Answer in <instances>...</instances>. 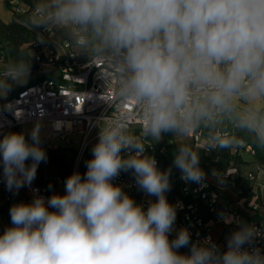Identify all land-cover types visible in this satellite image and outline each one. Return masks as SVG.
Returning <instances> with one entry per match:
<instances>
[{"label":"clouds","instance_id":"9594fccd","mask_svg":"<svg viewBox=\"0 0 264 264\" xmlns=\"http://www.w3.org/2000/svg\"><path fill=\"white\" fill-rule=\"evenodd\" d=\"M27 22L39 43L60 33L90 66L100 65L97 76L112 92L99 98L112 111L96 121L98 141L83 178L74 172L65 194L10 207L0 264H264L255 246L260 230L244 221H236L224 250L210 237L192 242L186 228L169 239L181 205L165 195L171 168L161 171L144 143L172 134L173 166L202 187L207 175L193 135L203 136L208 152L244 139L264 150V0H36ZM30 60L19 56L0 69V97L27 83ZM41 143L39 122L28 138H0V177L9 191L31 186L47 160ZM121 172L156 197L147 210L113 183ZM211 175L221 184L227 178Z\"/></svg>","mask_w":264,"mask_h":264},{"label":"built area","instance_id":"2783aa9c","mask_svg":"<svg viewBox=\"0 0 264 264\" xmlns=\"http://www.w3.org/2000/svg\"><path fill=\"white\" fill-rule=\"evenodd\" d=\"M16 3L9 2L10 6ZM19 11H22L20 9ZM32 14V13H31ZM50 34H45L48 45L41 43L40 50L35 55L36 79L20 87L0 104V138L10 131L15 130L23 124H47L50 127V135L46 141L49 149L67 151L69 154V172L67 177L74 172H79L81 177L86 173V161L92 158V147L98 141L99 128L96 121L103 115L109 114L112 109L100 100L103 92L110 96L112 89L105 87L102 79L98 78L97 71H104L99 64L90 66L86 55H78V49L74 48L67 39H63L54 45ZM0 43V49H1ZM95 63V61H92ZM12 105L11 110L5 108ZM21 113L17 119L15 113ZM55 122H60L61 127L56 130ZM133 132L140 134L139 120L133 122ZM194 146L201 142L199 134L193 135ZM145 152L150 155L154 152L167 153L165 146H158L154 142L144 141ZM241 145V143L239 144ZM249 150V147L246 148ZM126 155V154H125ZM258 175L264 168L256 167ZM226 181L218 186L208 180L206 186L196 183H186L179 175V196L166 197L169 203L181 205L177 207V218L174 231L169 239H174L176 232L186 228L191 233L192 242L203 241L205 238L211 240L224 250L227 237L237 228L236 221H244L256 226L260 234L256 238L255 246L264 253V182L259 183L252 172H247L245 180L249 183L254 196L251 201L239 199L240 192L234 191V179L241 177L236 168H229L225 173ZM65 179H61L65 192ZM114 184L122 186L123 190L131 196L137 204L147 210L150 201L156 197H150L139 190L131 172H121L114 179ZM222 186V187H220ZM27 196L23 198L24 203H30L35 195L48 197L44 185L31 184L26 186ZM223 188L233 194L234 203L228 210L217 215L215 213L217 198L224 196ZM33 190H37L34 192ZM10 191L0 177V208L11 202ZM222 214L232 217V222L225 223ZM221 224L220 237H213L211 229L215 224ZM181 254H188L189 248L179 249Z\"/></svg>","mask_w":264,"mask_h":264},{"label":"trees","instance_id":"16d2710c","mask_svg":"<svg viewBox=\"0 0 264 264\" xmlns=\"http://www.w3.org/2000/svg\"><path fill=\"white\" fill-rule=\"evenodd\" d=\"M10 1L11 0H6V6L12 12V20L9 24L4 25L5 35L0 42L2 44L0 49V63L4 67L17 57L23 56L25 59H31L30 73H34L36 70L35 55L40 50L42 44L37 41V33L32 30L27 21L33 11L36 0H15L16 3L13 6H10ZM20 9H22V11H19ZM44 43L47 45L49 43L46 38ZM6 98L1 99L0 104ZM200 138V144L193 148L194 150H199L200 167L205 171L206 175L217 182L211 175L213 170L225 174L229 168H236L241 177H236L234 179V191L236 193L240 192L239 199H245V202L251 201L254 194L249 183L246 180H242V171L244 172L247 169L248 172L255 174L258 181L264 182V171H261L259 175L255 171L256 167L264 168V150L258 149L251 141L244 139L241 141V145L233 147L231 150L208 152L203 150L205 145L203 136L200 135ZM163 146L168 150L167 153L154 152L149 156H153L156 159L157 167L161 171H167L171 168L167 159L169 156L175 154L176 150H174L170 144H164ZM248 147L249 150L247 151L246 148ZM69 154L70 153L64 150H51L53 162L57 165L62 180L67 177L69 172ZM252 167H254V170H250ZM179 175L180 174H175L171 168V189L165 193L166 197L179 196ZM230 204L231 201L228 198L220 196L217 198L215 213L217 215L223 213L228 210Z\"/></svg>","mask_w":264,"mask_h":264},{"label":"crops","instance_id":"0c3cea01","mask_svg":"<svg viewBox=\"0 0 264 264\" xmlns=\"http://www.w3.org/2000/svg\"><path fill=\"white\" fill-rule=\"evenodd\" d=\"M11 20H12V12L7 8L6 0H0V42L3 40L4 35H5L4 25L9 24L11 22ZM49 39L54 45H56L59 42H61L63 39H66V38L60 33H54V34L49 35ZM1 67H3V65L0 63V68ZM35 79H36V76L34 75V73H30V76L27 80V83H29ZM27 83L19 85V86L14 85L12 91L7 96L11 95L17 89L26 85ZM6 97H0V100L3 98H6ZM34 126H35V124H30V123L23 124L20 127H18L17 129L10 130V131L6 132L5 134H7L9 132H23L25 134L26 138H28V134L30 133V131L32 130V128ZM41 126L48 127L49 135H50L49 125L41 124ZM49 135L47 137L41 133V139H42L41 147L44 148V150L47 154V160L45 162H41L38 165L36 178L32 182L35 185H40V184L44 185L47 189L48 197H50L54 193L55 194H61V195L65 194L64 188H63V185L61 182V178H60L59 169H58L57 165L53 162V159L51 156V150L52 149H49L46 146V141L48 140ZM177 142H178L177 139L173 138L172 134L168 133V134H164L163 139L161 141L154 142V143L158 146H161L164 144H170L173 147V149L177 151V148H178ZM190 143H191V146L194 147L195 142H194L193 136L190 137ZM69 159H70V157H69ZM173 159H174V154L172 156H169L167 159L172 170H173V172L175 174H181V172L173 166ZM28 163L30 164L31 161H28ZM206 180H208L212 183H215L218 186L220 185V183L215 182L213 179L209 178L208 176H207ZM220 187H222V186H220ZM225 191L228 192V195L224 193ZM10 193L12 196L11 202H9L8 204H6L2 208H0V234H2L3 231L7 227L11 226V219H10V214H9L10 207L14 204L23 202V198H25L27 196L24 187L21 188L18 192L10 191ZM223 193L226 196V198H228L230 201H231L232 197H234L233 194L227 189L223 188Z\"/></svg>","mask_w":264,"mask_h":264},{"label":"rangeland","instance_id":"374dc122","mask_svg":"<svg viewBox=\"0 0 264 264\" xmlns=\"http://www.w3.org/2000/svg\"><path fill=\"white\" fill-rule=\"evenodd\" d=\"M41 133L42 134H44L45 136H47L48 137V135H49V129H48V127H43V126H41ZM250 170H254V167H252ZM241 172V171H240ZM248 172V170L246 169L244 172L242 171V180L243 181H245V175H246V173ZM259 183H261V181H259ZM225 194H227L228 195V192L227 191H225L224 192ZM231 195V194H230ZM232 196V195H231ZM231 201H232V203H234V198L232 197V199H231ZM221 229H222V226H221V224H215L213 227H212V229H211V235L213 236V237H220V231H221Z\"/></svg>","mask_w":264,"mask_h":264}]
</instances>
